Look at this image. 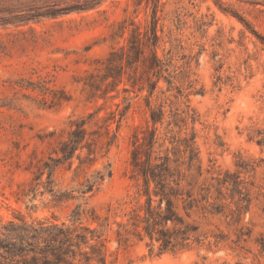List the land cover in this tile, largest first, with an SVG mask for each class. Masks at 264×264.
I'll return each instance as SVG.
<instances>
[{
    "label": "rangeland",
    "instance_id": "374dc122",
    "mask_svg": "<svg viewBox=\"0 0 264 264\" xmlns=\"http://www.w3.org/2000/svg\"><path fill=\"white\" fill-rule=\"evenodd\" d=\"M138 1L142 2L136 10ZM152 11V2L146 7L145 0H0V225L71 224L72 211L83 204L100 217L99 222L87 218L81 222L103 230L107 264H264L254 242L263 222L259 215L264 197L259 191L264 185V143L257 142L261 136L250 140L247 131L250 126L264 131V0H161L158 12L164 29L160 53H167L171 39H181L184 49L174 63H184L182 54L195 56L190 78L195 81L192 91L199 92L188 99L178 96L175 86L181 82L168 91L162 79L157 94L163 97L164 91L181 107L188 104L197 112L204 168L241 171L253 195L243 220L254 229L253 237L237 245L232 241L235 227L215 219L226 235L219 246L206 241L190 250L159 255L157 247L147 245L148 239L132 238L127 247L116 241L117 222L126 220L125 214L136 204L130 178L132 141L135 130L146 127L149 109L147 91L136 96L129 82L139 78L135 70L126 67L117 85H110L114 80L110 72H115L110 54L126 43L130 29L124 37L113 38L112 33L127 17L149 22ZM116 103L124 110L119 126L111 125L117 138L90 169L76 175L75 159L72 170H67L69 163L57 168L51 186L48 170L38 185L32 181L40 165L52 163L50 155L57 157L53 149L59 135L50 133L60 132L71 118L91 113H96L91 126H103L117 110ZM248 163L254 169H243ZM108 166L112 175L82 197L85 175ZM59 195L72 198L61 201Z\"/></svg>",
    "mask_w": 264,
    "mask_h": 264
},
{
    "label": "trees",
    "instance_id": "16d2710c",
    "mask_svg": "<svg viewBox=\"0 0 264 264\" xmlns=\"http://www.w3.org/2000/svg\"><path fill=\"white\" fill-rule=\"evenodd\" d=\"M145 1L146 7L150 2L153 4L149 22L143 24L127 17L112 33L113 38L124 37L130 29L129 36L124 37L126 43L110 54V67H115V72H110V78L114 79L110 85H117L126 67L135 70L139 78L133 81L129 78V82L136 96L147 91L145 101L149 109L146 127L137 128L132 141L130 178L135 187L136 204L125 214L126 220L117 222L116 241L127 247L132 238L148 239L147 245L157 247L159 255L190 250L194 244L202 245L206 241L210 246H219L226 240V235L215 219H225L228 226L235 227L236 238L232 241L237 245L247 242L253 237L254 229L243 224V220L251 210L253 195L242 179L241 171L216 170L213 166L204 168L198 144L199 133L195 128L199 120L197 112L188 104L181 107L164 91L163 97L157 94L162 79L167 82L168 91L173 89L176 81L181 82V86H175L178 96L188 99L192 93H198L192 91L195 81L190 78V64L195 56L182 54L184 63H174L179 51L184 49L179 38L171 39L167 53H160L164 43V29L158 15L161 0ZM141 2H134L136 10ZM42 86L48 89L46 85ZM115 105L117 110L111 113L103 126L96 129L91 126L96 116V113H91L71 118L67 127L50 133L52 137L59 135L53 149L57 157L50 155L52 163L40 165L32 181L38 185L48 170L47 184L51 186L57 168L69 163L67 170H72L75 159L79 162L73 169L76 175L90 169L98 155L104 149L108 151L117 138V132H113L111 125L117 122L119 126L124 110L120 109V104ZM247 131L250 140L261 136L257 142L260 145L264 143V131L256 126L248 127ZM248 166L243 169H254L253 164L248 163ZM111 175L109 166L105 171L96 170L89 176L85 175L80 183L82 197L98 190L105 178ZM48 190L54 191L53 187ZM259 195L264 197V185L260 186ZM68 196L59 195L57 198L61 201L72 198ZM72 216L71 224L40 221L36 225L10 221L0 225V264H107L103 230L83 226L81 222L83 218L92 223L99 222L100 217L95 210L80 204L72 211ZM259 217L263 222L259 224L261 230L254 242L258 247L256 255L264 256V207ZM99 225L108 226L107 223ZM204 226L207 228L203 229Z\"/></svg>",
    "mask_w": 264,
    "mask_h": 264
}]
</instances>
